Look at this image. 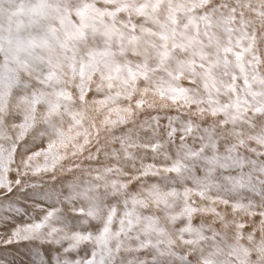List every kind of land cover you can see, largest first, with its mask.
I'll list each match as a JSON object with an SVG mask.
<instances>
[{
  "label": "snow or ice",
  "instance_id": "obj_1",
  "mask_svg": "<svg viewBox=\"0 0 264 264\" xmlns=\"http://www.w3.org/2000/svg\"><path fill=\"white\" fill-rule=\"evenodd\" d=\"M0 248L264 264V0H0Z\"/></svg>",
  "mask_w": 264,
  "mask_h": 264
},
{
  "label": "rangeland",
  "instance_id": "obj_2",
  "mask_svg": "<svg viewBox=\"0 0 264 264\" xmlns=\"http://www.w3.org/2000/svg\"><path fill=\"white\" fill-rule=\"evenodd\" d=\"M39 163H43V158H39ZM200 222V217L197 216L194 218V223L198 224ZM21 256H23V249L20 250ZM21 256H16V249H12L11 251H5L4 249L0 248V258H6L11 260L12 258H15L19 260ZM27 259V257H24Z\"/></svg>",
  "mask_w": 264,
  "mask_h": 264
}]
</instances>
